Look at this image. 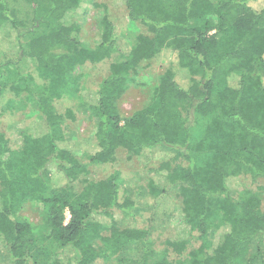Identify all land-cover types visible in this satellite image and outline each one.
Returning a JSON list of instances; mask_svg holds the SVG:
<instances>
[{
	"label": "trees",
	"instance_id": "obj_1",
	"mask_svg": "<svg viewBox=\"0 0 264 264\" xmlns=\"http://www.w3.org/2000/svg\"><path fill=\"white\" fill-rule=\"evenodd\" d=\"M22 1L35 16L44 12L46 24L37 17L27 24L10 0H0V41L13 51L0 49V101L7 90L16 98L28 94L46 130L24 129L19 145L0 132V243L10 264H264V201L232 195L239 178L264 180V0H121L129 20L146 29L124 49L108 17L99 44L82 42L69 18L83 0ZM164 52L172 62L150 100L124 119L119 100L138 70ZM109 60L90 105L96 149L85 163L64 146L72 115L59 113L56 103L81 92L78 67ZM159 147L172 156L148 169V227L121 229L115 212L136 203L121 197L118 172L93 180L89 166ZM173 197L192 236L167 241L158 258L152 228L161 203ZM26 205L43 218L59 254L50 256L37 226L21 217ZM254 242L256 252L245 260ZM128 245L138 246V259L123 257Z\"/></svg>",
	"mask_w": 264,
	"mask_h": 264
},
{
	"label": "rangeland",
	"instance_id": "obj_2",
	"mask_svg": "<svg viewBox=\"0 0 264 264\" xmlns=\"http://www.w3.org/2000/svg\"><path fill=\"white\" fill-rule=\"evenodd\" d=\"M10 3L16 9L20 20L31 25L35 24V18L37 17L40 20V26L45 27L44 12H41L39 16H35L32 8L22 0H18L16 3L10 0ZM105 17H108L115 26L119 46L122 49L126 47V44L130 45L136 36L146 32L142 25L129 20L126 7L121 0H83L80 8L70 16L69 20L79 25L82 42L95 47L100 42V31ZM2 37L3 35H0V39ZM0 45L1 50L13 52L11 51L10 41L7 39L1 40ZM116 56H113L112 61L116 59ZM112 61H105L99 65L78 67L73 72V76L79 78L81 92L56 103L59 113L66 114L70 112L72 115L64 126L67 139L64 146L73 152L75 151L76 155L85 163L89 162L86 154L92 153L96 149L93 139V120L90 105L96 99L95 93L100 83L108 76ZM171 62L170 53L164 52L160 59L150 62L138 70L134 82L128 86L118 103L119 112L124 119L131 117L134 112L142 109L148 103L153 88L157 86L161 75ZM6 81L5 77L2 83L6 84ZM183 114L187 115V110ZM40 119L41 115L38 113L34 101L31 98L29 100L28 94L18 98L8 90L3 94L0 101V132L5 134L13 145L21 143L20 134L24 129L30 128L33 133L46 130ZM171 152L170 149L164 147H159L152 155L146 154L145 157H131L120 152L114 164L89 166L93 180H104L118 172L121 197L123 198V195L124 197L127 196L136 203L128 213L115 212V217L121 229L127 227L147 229L153 210L151 206L153 199L146 196L147 191L145 188L148 169L157 167L161 161L170 158L172 156ZM203 162L204 159L201 156L196 157L197 164L201 165ZM55 179L58 180V174ZM259 187H264V180L260 179L254 182L250 178H239L232 188V195L241 199L250 193L264 201V192L260 191ZM159 213L162 214L161 219L152 228L153 246L158 258L161 257L167 241L182 240L192 236L189 228L182 221L180 203L175 197H173V200H164L159 208ZM21 217L29 219L37 226L41 239L40 243L50 256L53 257L54 254L60 253L61 248L50 244L47 240V225L33 207L26 205ZM66 217L70 218L68 212H66ZM218 225L219 221L211 231L215 232ZM225 232L226 230H223L215 234V243H218ZM256 248L257 242L248 247L245 260L251 258V255L256 252ZM140 254V249L136 245H128L122 251L123 257L131 261L138 259ZM0 264H10L1 243Z\"/></svg>",
	"mask_w": 264,
	"mask_h": 264
}]
</instances>
